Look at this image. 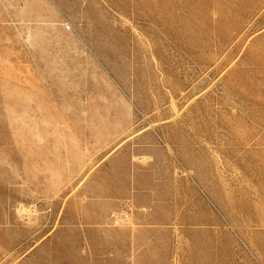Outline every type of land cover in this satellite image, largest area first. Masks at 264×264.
Instances as JSON below:
<instances>
[{"label": "rangeland", "instance_id": "374dc122", "mask_svg": "<svg viewBox=\"0 0 264 264\" xmlns=\"http://www.w3.org/2000/svg\"><path fill=\"white\" fill-rule=\"evenodd\" d=\"M0 264H264V0H0Z\"/></svg>", "mask_w": 264, "mask_h": 264}, {"label": "crops", "instance_id": "0c3cea01", "mask_svg": "<svg viewBox=\"0 0 264 264\" xmlns=\"http://www.w3.org/2000/svg\"><path fill=\"white\" fill-rule=\"evenodd\" d=\"M129 188H127L128 190ZM117 200L114 202L113 206L116 209H119V202H121L123 200V198L125 197H130V195H127L126 192L125 193H117L116 195ZM129 201L131 202L130 205H133L132 207L135 208V210H132V217H131V222L129 223L128 226H122V227H116L113 230H115L116 232H118L119 234H125V236H123V238L126 239V244H128L129 247H134L135 250L140 251L141 249V239H142V235L143 232L146 230V227L143 224V220H142V211L140 210V208L138 206H140V204H138V201H135L134 198L131 199L129 198ZM121 204V203H120ZM137 207H135V206ZM121 257L120 260L122 261H128L130 260L129 257V253H125V251H123L121 253Z\"/></svg>", "mask_w": 264, "mask_h": 264}, {"label": "bare ground", "instance_id": "6f19581e", "mask_svg": "<svg viewBox=\"0 0 264 264\" xmlns=\"http://www.w3.org/2000/svg\"><path fill=\"white\" fill-rule=\"evenodd\" d=\"M66 24V23H65ZM70 26V25H69Z\"/></svg>", "mask_w": 264, "mask_h": 264}]
</instances>
